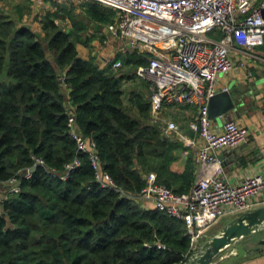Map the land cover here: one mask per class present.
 Returning <instances> with one entry per match:
<instances>
[{
  "label": "trees",
  "instance_id": "trees-1",
  "mask_svg": "<svg viewBox=\"0 0 264 264\" xmlns=\"http://www.w3.org/2000/svg\"><path fill=\"white\" fill-rule=\"evenodd\" d=\"M71 10L47 12L35 31L0 9V264H182L191 254L184 220L138 196L151 171L168 186L192 179L172 170L181 144L153 121L150 81L138 74L148 60L131 50L119 68L102 67L86 19L109 23L117 11L95 0L83 3V15ZM71 108L127 194L102 187L86 153L63 178L77 154ZM33 155L48 167L26 178ZM16 174L21 190L8 193Z\"/></svg>",
  "mask_w": 264,
  "mask_h": 264
},
{
  "label": "built area",
  "instance_id": "built-area-1",
  "mask_svg": "<svg viewBox=\"0 0 264 264\" xmlns=\"http://www.w3.org/2000/svg\"><path fill=\"white\" fill-rule=\"evenodd\" d=\"M55 1L76 3L80 0ZM95 1L117 11V16L106 26L107 33L122 43L117 50L120 53L134 50L147 58V63L138 68V74L150 81L153 121L161 124L163 133L172 136L180 130L176 121L161 120L159 113L165 105L194 104L197 107L190 121L197 138L184 136L188 145L198 146L199 173L191 190L179 193L160 182L157 172L151 171L146 174V184L138 193L139 197L153 201L155 208L184 220L194 248L206 229L220 217L252 209L254 198L264 189V174L246 177L237 185L228 183L216 151L244 143L248 130L233 119L224 123L223 131L214 130L208 106L209 98L221 91L219 75L234 67L230 55L234 43L248 49L264 46V0ZM209 32H214V36ZM114 56L107 61L119 68L122 60ZM67 125L77 154L66 163L63 178H68L81 165L80 153H86L95 180L102 187L127 194L103 169L97 142L81 132L73 108ZM32 158L33 166L48 167L44 158L35 155ZM23 174L31 177L32 169ZM20 182L17 174L9 178L5 182L7 192H19ZM156 244L167 248L161 241Z\"/></svg>",
  "mask_w": 264,
  "mask_h": 264
},
{
  "label": "crops",
  "instance_id": "crops-1",
  "mask_svg": "<svg viewBox=\"0 0 264 264\" xmlns=\"http://www.w3.org/2000/svg\"><path fill=\"white\" fill-rule=\"evenodd\" d=\"M107 49L115 55L114 58L121 59L119 55L126 54L115 48L110 49V46ZM230 55L234 67L229 72L219 75L218 87L220 90L227 88L230 91L235 100V107L222 116L212 118V127L216 131H223L224 123L228 119H233L248 130V137L244 143L216 151L226 180L229 184L237 185L246 177L264 174V47L248 49L234 43ZM103 57L101 55L97 57L102 67L108 63V59ZM196 110L194 104L165 105L159 113L164 122L174 120L180 125L178 133L168 136L181 144L178 157L171 168L177 175L186 174L188 171L192 179L190 178V182L186 177L173 181L170 187L179 193L190 191L199 173L196 162L198 146L188 145L184 140V136L197 138L190 127ZM140 200L144 206L155 208L153 201L142 197ZM254 202L253 208L264 205V189L254 198ZM235 216L224 215L214 222L206 229L197 246L190 247L191 253ZM262 232L264 233V224L259 231L224 248L209 264H264V244L261 243L264 235H260Z\"/></svg>",
  "mask_w": 264,
  "mask_h": 264
},
{
  "label": "water",
  "instance_id": "water-1",
  "mask_svg": "<svg viewBox=\"0 0 264 264\" xmlns=\"http://www.w3.org/2000/svg\"><path fill=\"white\" fill-rule=\"evenodd\" d=\"M61 81V80H60ZM211 118L222 116L235 107V100L227 90L216 92L209 98ZM36 167L32 168V171ZM264 224V205L244 211L233 217L219 231L193 251L182 264H209L224 248L261 229ZM264 244V239L261 240Z\"/></svg>",
  "mask_w": 264,
  "mask_h": 264
},
{
  "label": "rangeland",
  "instance_id": "rangeland-1",
  "mask_svg": "<svg viewBox=\"0 0 264 264\" xmlns=\"http://www.w3.org/2000/svg\"><path fill=\"white\" fill-rule=\"evenodd\" d=\"M85 1L86 0H80L76 3H58L55 0H0V9L10 15L11 18H14L18 23L28 24L35 31H42L41 18L46 15L47 12L57 11L59 7L64 5L66 8L72 9L71 11L74 13L82 14L81 10L83 9V3ZM116 16L117 14L115 17ZM56 22L60 23L62 27L64 26V22L57 18ZM69 23L70 21L65 24L68 26ZM86 23L88 32L96 34L91 45L93 53L97 57L101 55L105 58H111L114 54L110 53L107 48L110 46V49L113 48V50H115L120 46L121 41L107 33L106 26L108 23L100 25L89 19H86ZM214 34V32H209L211 36H214ZM86 51L87 50L82 49V52L85 53ZM262 233L259 234L264 235V233Z\"/></svg>",
  "mask_w": 264,
  "mask_h": 264
}]
</instances>
